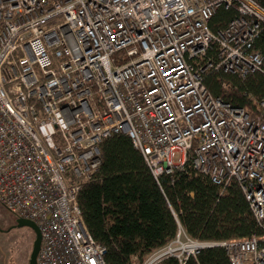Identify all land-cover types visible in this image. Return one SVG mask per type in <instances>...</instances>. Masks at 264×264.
Masks as SVG:
<instances>
[{
  "label": "built area",
  "instance_id": "built-area-1",
  "mask_svg": "<svg viewBox=\"0 0 264 264\" xmlns=\"http://www.w3.org/2000/svg\"><path fill=\"white\" fill-rule=\"evenodd\" d=\"M232 7L239 18L215 35L211 19ZM263 26L256 0H0V204L38 227L37 264H106L78 193L114 135L157 179L190 164L218 186L238 182L264 223V119L204 85L210 71L263 72L253 49ZM213 247L230 264H264V235L201 242L181 225L144 264H186Z\"/></svg>",
  "mask_w": 264,
  "mask_h": 264
},
{
  "label": "trees",
  "instance_id": "trees-1",
  "mask_svg": "<svg viewBox=\"0 0 264 264\" xmlns=\"http://www.w3.org/2000/svg\"><path fill=\"white\" fill-rule=\"evenodd\" d=\"M256 2L264 8V0ZM239 16L235 7L221 8L211 19L210 29L218 35ZM253 49L264 58V26ZM217 52L214 46L210 57L216 60ZM204 85L215 98L244 109L251 118L264 119L260 107L264 69L245 78L210 71L204 76ZM100 149L102 165L91 181L81 183L78 202L88 232L106 249V264H144L176 238L180 225L201 242L264 235V223L255 217L238 182L218 186L190 164L157 179L124 134L104 140ZM158 264L180 262L167 258ZM186 264H230V260L224 248L213 247L201 250Z\"/></svg>",
  "mask_w": 264,
  "mask_h": 264
},
{
  "label": "rangeland",
  "instance_id": "rangeland-1",
  "mask_svg": "<svg viewBox=\"0 0 264 264\" xmlns=\"http://www.w3.org/2000/svg\"><path fill=\"white\" fill-rule=\"evenodd\" d=\"M175 164L181 161L180 154L173 157ZM16 222L0 204V264H29L35 242V232L29 227L9 230V223Z\"/></svg>",
  "mask_w": 264,
  "mask_h": 264
},
{
  "label": "water",
  "instance_id": "water-1",
  "mask_svg": "<svg viewBox=\"0 0 264 264\" xmlns=\"http://www.w3.org/2000/svg\"><path fill=\"white\" fill-rule=\"evenodd\" d=\"M17 225L14 228H23V227H29L32 230H34L36 238H35V242L33 245V251L29 260V264H37V258H38V254L41 248V233L38 229V227L31 221H27V220H17ZM13 228V229H14Z\"/></svg>",
  "mask_w": 264,
  "mask_h": 264
},
{
  "label": "flooded vegetation",
  "instance_id": "flooded-vegetation-1",
  "mask_svg": "<svg viewBox=\"0 0 264 264\" xmlns=\"http://www.w3.org/2000/svg\"><path fill=\"white\" fill-rule=\"evenodd\" d=\"M17 224H15V222L13 223L12 221H10L9 223V230H14V229H17V228H14ZM14 228V229H13Z\"/></svg>",
  "mask_w": 264,
  "mask_h": 264
}]
</instances>
